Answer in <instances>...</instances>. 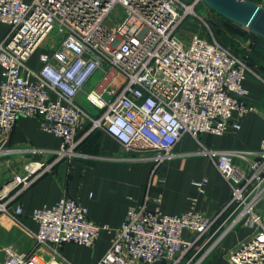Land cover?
Returning <instances> with one entry per match:
<instances>
[{
	"label": "built area",
	"instance_id": "obj_1",
	"mask_svg": "<svg viewBox=\"0 0 264 264\" xmlns=\"http://www.w3.org/2000/svg\"><path fill=\"white\" fill-rule=\"evenodd\" d=\"M198 0H0V22L9 26L0 40V133H9L19 116L35 117L41 129L60 138L53 160L29 161L22 175L0 188V214L19 221L10 186L28 187L41 173L63 159L80 155L77 131L108 133L133 159L151 162L177 156L174 147L183 134L198 143L187 155L209 158L228 183L232 206L222 228L210 233L212 220L190 208L179 214L160 209L161 195H144L128 207L120 226L111 229L87 216L77 200L63 196L51 206L29 212L37 223L30 252L9 245L0 264H71L59 251L70 242L90 247L101 231L111 233L109 246L96 264H178V255L201 241L184 264H201L224 236L239 226L252 229L226 255L228 264H264V141L257 150H219L198 141L201 133L222 135L237 131L240 120L254 111L243 80L245 60L213 37L198 32L186 37L185 21L194 16ZM118 12L117 16L114 13ZM58 46L39 55L38 69L27 65L46 39ZM100 75L85 98L92 115L77 102L91 77ZM11 152L41 153L38 148H4ZM247 162L245 172L233 163ZM203 194L207 179H192ZM196 200L192 199V203ZM153 207H148V203ZM195 233L194 241L182 231Z\"/></svg>",
	"mask_w": 264,
	"mask_h": 264
},
{
	"label": "crops",
	"instance_id": "obj_2",
	"mask_svg": "<svg viewBox=\"0 0 264 264\" xmlns=\"http://www.w3.org/2000/svg\"><path fill=\"white\" fill-rule=\"evenodd\" d=\"M8 30L9 26L0 22V40ZM57 46L56 40L46 39L30 55L27 65L38 69L41 65L39 55ZM248 68L243 86L248 90V99L255 105L254 111L241 118L237 131L229 130L222 135L201 133L198 141L203 146L219 150L254 151L264 141V70L258 71L249 66ZM99 75L100 73L96 72L91 77L84 91L93 87ZM84 91L78 93L76 102L95 115L96 110L86 100ZM88 127L86 122L77 131L79 144L76 150L80 155L53 164L50 170L41 173L18 194L19 187L10 186L9 194L15 195L14 203L21 204L23 214L19 216L18 222L0 214V261L4 257V248L9 245L20 253L30 252L37 223L29 216V212L43 205L51 206L63 196L72 197L83 205L91 221L98 225H107L111 229L120 226L128 207L140 203L146 193L150 196L161 195L160 209L163 213L179 214L192 207L204 214L212 220L210 233L218 231L223 222L229 219L232 211V206L228 205L230 187L209 158L187 155L199 147L197 141L189 134H183L176 143L174 151L177 156L162 161L154 169L151 162L133 159L131 154L105 131L96 129L87 133ZM2 139L6 140L4 148L22 150L33 147L44 151H19L0 156V188L9 183L12 177L24 174V165L27 162H52V151L60 146V138L43 131L40 120L35 117L19 116L9 133H0V144ZM233 163L239 171H246V161L235 158ZM202 177L207 179V184L204 193L200 194L191 181ZM193 198L196 200L194 203ZM148 207L152 208L153 203L149 202ZM262 207L264 201L260 204V208ZM251 232L249 227H237L210 250L201 264H228V251ZM110 237L111 233L103 230L90 247L66 242L59 246V251L71 264H96L108 248ZM182 238L194 241L195 233L183 230ZM200 243L201 241H197L190 248L183 249L178 255V264H184ZM159 264L170 262L161 261Z\"/></svg>",
	"mask_w": 264,
	"mask_h": 264
},
{
	"label": "rangeland",
	"instance_id": "obj_3",
	"mask_svg": "<svg viewBox=\"0 0 264 264\" xmlns=\"http://www.w3.org/2000/svg\"><path fill=\"white\" fill-rule=\"evenodd\" d=\"M185 1L191 2L194 0H185ZM259 5L263 7L264 0H260ZM194 11H195V15L187 18V20L185 21V26L183 27L184 31H181V33H185L186 37H188L191 34L198 32L201 35H204L206 38L210 39L211 37H213L214 39L218 40V36L214 35L215 33L213 34V30L211 29V22H212L211 19L214 16L212 15L209 8L202 2V0H198V3L196 4ZM118 14H119L118 12H115L114 16H117ZM244 28L247 29L246 27ZM231 37H232L230 41L231 44H226V45L231 49V51L234 54L248 61V59L252 54V52L250 51L252 49V44L255 43L253 41L256 40H253L252 38H248L244 34H239V33L233 34ZM222 40L223 39H221V41ZM83 91H81L80 93H83Z\"/></svg>",
	"mask_w": 264,
	"mask_h": 264
},
{
	"label": "water",
	"instance_id": "obj_4",
	"mask_svg": "<svg viewBox=\"0 0 264 264\" xmlns=\"http://www.w3.org/2000/svg\"><path fill=\"white\" fill-rule=\"evenodd\" d=\"M211 10L264 39V7L250 0H202Z\"/></svg>",
	"mask_w": 264,
	"mask_h": 264
},
{
	"label": "trees",
	"instance_id": "obj_5",
	"mask_svg": "<svg viewBox=\"0 0 264 264\" xmlns=\"http://www.w3.org/2000/svg\"><path fill=\"white\" fill-rule=\"evenodd\" d=\"M257 4L260 3V0H250ZM264 7V6H263ZM212 15L214 16L211 20V29L213 30V34L218 36V42L226 47L229 48L226 44H231V39L233 34H244L248 38H252L255 42L252 44V52L250 58L245 60L246 64L250 68L264 70V39L256 35L255 33L251 32L250 30L245 29L244 27L226 19L225 17L221 16L220 14L216 13L215 11L211 10ZM221 39H223L221 41ZM230 49V48H229ZM231 50V49H230ZM248 62V63H247Z\"/></svg>",
	"mask_w": 264,
	"mask_h": 264
}]
</instances>
